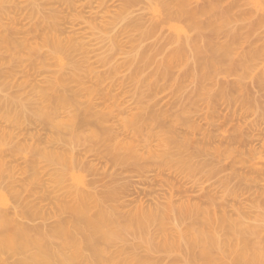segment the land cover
<instances>
[{
	"label": "rangeland",
	"instance_id": "obj_1",
	"mask_svg": "<svg viewBox=\"0 0 264 264\" xmlns=\"http://www.w3.org/2000/svg\"><path fill=\"white\" fill-rule=\"evenodd\" d=\"M188 1L191 9L212 3L230 11L231 29L240 34L235 52L259 53L247 60L245 78L224 73L233 56L223 73L200 83L189 75L192 58L175 64L167 78L155 76L153 64H138V50L157 51L156 61L168 57L177 37L171 25L185 26L183 19L168 22L161 10L157 15L149 0H0V38L7 42L0 41V215L13 218V228L25 227L35 238L69 219L59 213L71 201L66 189L95 193L120 225L140 208L170 201L199 206L196 226L211 219L219 227L223 216L236 220L242 211L246 222L248 215L264 218V0ZM45 36L71 43L62 64ZM226 39V33L212 36L214 43ZM59 97L73 104L44 121V106ZM133 115L135 122L125 124ZM152 118L160 121L162 141L145 146L146 130L130 132ZM55 154L71 160L69 171L61 172ZM147 231L156 244L165 233L175 235L170 221ZM106 249L153 264H187L177 251L148 254L137 237ZM1 258L0 250V264Z\"/></svg>",
	"mask_w": 264,
	"mask_h": 264
},
{
	"label": "bare ground",
	"instance_id": "obj_2",
	"mask_svg": "<svg viewBox=\"0 0 264 264\" xmlns=\"http://www.w3.org/2000/svg\"><path fill=\"white\" fill-rule=\"evenodd\" d=\"M149 1L154 4L153 11L157 15L160 16L161 10L162 16L164 14L168 22L183 19L185 26L171 25V29L177 37L170 40L176 46L168 57L156 61L157 51L153 53L149 50L147 52L138 50L135 55L138 64L141 66L153 64L155 66L154 73L156 71L155 76L167 78L170 69L175 64L185 65L189 58H192L196 60L193 62L195 68L193 71H189V75L197 83H200L205 79L212 78L217 73L221 74V68L224 67L225 61L234 57L231 61L229 60L230 64L224 73L234 75L239 80L245 78L249 70L247 60L259 53L256 50H249V53L243 54V52L242 56L240 54L239 56L235 52L240 34L237 27L231 29L234 18L230 15V11L219 9L212 3H208L202 8L191 9L188 0ZM202 15L208 16L206 22L200 21L199 18ZM261 22L255 23L260 24ZM133 26L139 28L140 23L136 22ZM151 27L141 32L142 37L152 34L155 26ZM191 32H194L195 39L190 38ZM219 33H226L227 39L225 42L222 41L223 43L219 42L220 44L214 43L212 36ZM198 38L203 40L202 44H197ZM0 41L3 44L7 43L5 37H1ZM44 42L50 48L51 53L57 56L60 64H62L60 56L67 55L68 50L72 47L71 43L63 44L58 37L45 36ZM235 53L237 54L235 55ZM71 68L74 69L73 77H75L77 66L71 63ZM150 84L153 83L150 82ZM223 90L224 88H221V91ZM221 94L224 95L223 92ZM72 104L70 100L62 97H59L53 105L48 102V108L44 106L45 111L42 112L44 121L50 122L54 113ZM133 117L131 121H125V124H133L136 116L133 115ZM152 119L154 120L150 125H139L135 127L137 130L130 132L132 136H138L142 134L143 130H146L150 136L142 138L145 146L151 145L153 141H158V143L162 141L160 121L157 118ZM81 124L79 123L75 127L76 134L82 133L83 125ZM67 125L70 127L72 123L68 121ZM54 127L59 128V124L55 123ZM93 137L90 133L87 139L90 140ZM55 156L61 166V172L69 171L71 167L68 168L67 165H72L71 160H67L63 154H55ZM192 157L188 156V161H191ZM194 171L197 172L195 169ZM194 171H192V175L196 173ZM79 181L82 180L79 178ZM66 194L71 201L62 204L59 207V213L68 214L69 219L62 220L56 227L35 238L28 236L25 227L13 228L10 225L14 221L13 218L0 215V250L6 255L5 259L1 258L2 264H7L9 259H12L10 264H153L149 260L123 257L121 251L111 252L106 249L116 242L127 243L136 237L139 238L140 244L146 247L148 254L158 250L177 251L183 254L187 264H196L199 261L202 264H264V225H262L264 218L260 219L261 215L259 214H250L254 215L252 218L249 215L246 216L247 221H252L251 225H249V221H245V218H240L243 217L244 212L242 211L238 220H231L223 216L219 220L218 227L217 225L210 226L211 219H207L206 227H202L196 226L194 222L196 217L203 212L199 206L184 202V204L180 203L175 206L170 201L161 208L153 207L148 210L140 208L128 214L126 222L120 225L114 218L113 210L103 208L95 193L88 190L66 189ZM208 198L210 199V197ZM93 208L97 209L95 215L92 214ZM12 214L18 217L16 210ZM167 221L172 223L175 235L172 237L165 233L161 243L156 244L147 230L152 226L161 229ZM253 222L262 223L263 228L258 229L260 225L254 226ZM184 223L187 224L182 227ZM180 225L181 228H179ZM214 252H217V257L213 255Z\"/></svg>",
	"mask_w": 264,
	"mask_h": 264
}]
</instances>
